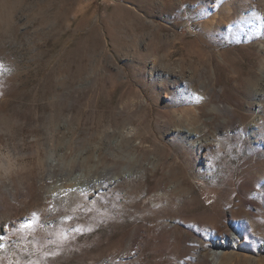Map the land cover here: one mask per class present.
I'll return each instance as SVG.
<instances>
[{"label": "rangeland", "instance_id": "obj_1", "mask_svg": "<svg viewBox=\"0 0 264 264\" xmlns=\"http://www.w3.org/2000/svg\"><path fill=\"white\" fill-rule=\"evenodd\" d=\"M251 3L0 0V264H264Z\"/></svg>", "mask_w": 264, "mask_h": 264}, {"label": "bare ground", "instance_id": "obj_2", "mask_svg": "<svg viewBox=\"0 0 264 264\" xmlns=\"http://www.w3.org/2000/svg\"><path fill=\"white\" fill-rule=\"evenodd\" d=\"M264 1V0H262ZM240 10L241 11H246L249 15H250V21H253L255 22L256 21V13H255V10H254V7L252 6V3H251V0H240ZM262 27H263V24L261 23H258L254 29V33L255 35H260L261 34V31H262ZM260 45V44H259ZM261 52L264 54V44L263 45H260V47H258ZM262 64L259 65L260 66V72H261V75H263L264 77V56H263V59H262ZM264 80V79H263ZM262 82V81H261ZM263 83V82H262ZM262 86V85H261ZM254 125V124H253ZM137 171V170H136ZM131 172V171H130ZM132 173V172H131ZM131 174L129 172H127L125 174V176H130ZM118 178V177H117ZM115 179V178H114ZM113 180V179H112ZM105 181V180H104ZM111 182V181H109ZM171 188V187H170ZM170 190V189H168ZM129 241V240H128ZM130 243V242H128ZM137 243V238L136 237H133L132 238V241H131V245H135ZM129 245V244H128ZM236 245V239L233 237V234L230 233V234H225L220 240L217 241V243L215 244V247L212 248L210 250V254H209V257L206 259V260H201V263L202 264H219L220 261H221V258L222 256L224 255L225 251L226 250H229V249H232L234 248ZM125 256V255H124ZM194 257L198 260H200V256H199V250H196L195 251V255Z\"/></svg>", "mask_w": 264, "mask_h": 264}, {"label": "snow or ice", "instance_id": "obj_3", "mask_svg": "<svg viewBox=\"0 0 264 264\" xmlns=\"http://www.w3.org/2000/svg\"><path fill=\"white\" fill-rule=\"evenodd\" d=\"M73 191H75V190H73ZM53 195L56 196V195H58V193H53ZM39 223H40L39 214L37 212H33L30 217L24 218V220L20 223V227L23 229H31L32 231H35V226ZM12 227H15V225H12ZM72 231L73 232H80V229L79 228H73ZM7 239H8V237L4 234L3 230L0 229V250L5 249L6 244L4 243V241H6ZM62 239L68 240L69 237L65 233L63 235ZM7 246L11 247L12 242L9 241ZM47 255L54 257L56 255V253L51 252V253H47ZM17 264H19V262H17ZM27 264H39V262L33 261V260H28Z\"/></svg>", "mask_w": 264, "mask_h": 264}]
</instances>
